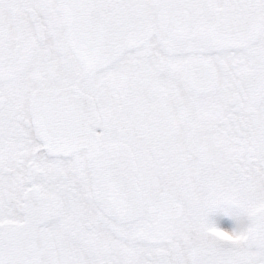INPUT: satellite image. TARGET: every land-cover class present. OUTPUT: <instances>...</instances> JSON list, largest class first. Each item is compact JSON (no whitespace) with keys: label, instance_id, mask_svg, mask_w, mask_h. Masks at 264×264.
<instances>
[{"label":"snow or ice","instance_id":"obj_1","mask_svg":"<svg viewBox=\"0 0 264 264\" xmlns=\"http://www.w3.org/2000/svg\"><path fill=\"white\" fill-rule=\"evenodd\" d=\"M0 264H264V0H0Z\"/></svg>","mask_w":264,"mask_h":264}]
</instances>
